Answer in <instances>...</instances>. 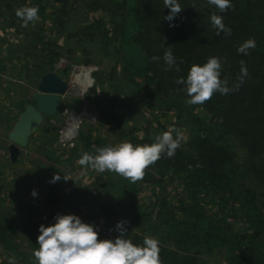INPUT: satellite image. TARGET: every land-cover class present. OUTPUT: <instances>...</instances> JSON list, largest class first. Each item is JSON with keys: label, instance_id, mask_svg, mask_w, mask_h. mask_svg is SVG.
I'll use <instances>...</instances> for the list:
<instances>
[{"label": "trees", "instance_id": "16d2710c", "mask_svg": "<svg viewBox=\"0 0 264 264\" xmlns=\"http://www.w3.org/2000/svg\"><path fill=\"white\" fill-rule=\"evenodd\" d=\"M26 1L30 7L38 6L40 22L37 23L45 25L46 0ZM58 2L61 8L55 21L61 31L68 0ZM10 3L5 6L9 8ZM178 3L183 11L171 21L175 26L167 32L166 39L154 33L159 37L154 48L150 28L153 30L156 23H163L164 13L166 16L170 12L164 8V0H94L87 4L86 16L110 13L115 19L111 20L112 25L116 30L119 27L123 78L150 96L156 94L177 116L184 113L191 125L192 138L174 156L163 153L157 162L144 169L143 178L135 183L109 171L113 178L105 187L114 193L116 203L101 201L98 195L89 198L82 194L78 206H86L93 216L102 219L101 229L94 226L100 240L114 241L120 235L116 225L124 221L125 239L134 245L142 246L146 236L157 239L161 264H206L203 257L220 254L226 264H264V0H230L232 7L223 13L208 0ZM150 4L153 10L146 7ZM213 12L222 16L225 26L231 29L230 35L223 32L216 35L217 29L210 22ZM102 19L84 28L82 36L93 40L98 29L94 26L101 25ZM34 36L37 44L42 45V52H46L44 65L50 71L60 55L58 46L47 40L43 27ZM250 38L255 40L256 47L249 49L247 55L238 53L237 49ZM169 47L175 58L171 69L164 61ZM154 56L159 60L153 61ZM210 57L220 59V79L227 81L231 91L224 95L216 92L203 104H181L180 101L185 102L189 97L184 85L176 81L186 79L192 65L203 66ZM241 61L248 73L242 84L238 79ZM3 71L0 59V73ZM24 105H15L17 116L24 111ZM194 107L203 110L208 122L194 114ZM121 135L134 146L155 142L148 136H137L134 129L121 130ZM97 147H106L102 138L80 133L70 153L73 156L92 153ZM235 148L244 150V161H238ZM166 183L176 190L172 197L165 194ZM145 184H151L154 189L150 206H158L155 221L152 217L155 206L153 212L144 214L148 205L142 209L138 200ZM44 185L47 189L44 203L48 209L43 213L54 224L56 212L66 199L55 182ZM210 209L214 214L208 213ZM71 210L74 214V209ZM74 215H80L83 221L89 219L80 211ZM143 222L145 230H142ZM35 236L34 230L16 223L0 208V247L11 257L21 264H35L28 250L25 253L17 248L21 238L27 241L31 238L32 246L37 248ZM1 264H8L7 260Z\"/></svg>", "mask_w": 264, "mask_h": 264}, {"label": "rangeland", "instance_id": "374dc122", "mask_svg": "<svg viewBox=\"0 0 264 264\" xmlns=\"http://www.w3.org/2000/svg\"><path fill=\"white\" fill-rule=\"evenodd\" d=\"M8 1H11L9 8L5 6ZM92 1L94 0H68V7L62 18L64 29L60 31L55 21L61 8L58 0H46L45 25L41 26V23H37L40 21L36 20L29 22L27 27L22 26L23 21L15 13L18 8L30 7L29 3L26 0H0V59L4 64V71L0 73V208L16 223L34 230L37 235L36 243L40 235L39 226L52 225V221L43 213L48 209L44 203L47 190L44 184L52 181L55 175L60 176L55 183L66 199L57 214H72L71 209H74V214L80 211L82 215H87L85 218H89L84 221L101 229L103 222L99 215L93 216L86 206L79 208V196L86 194L93 198V195H98L101 201L110 204L115 202L114 193L105 187L112 180V173H101L91 167L84 168L78 164L81 155L73 156L70 153L76 147L80 133L102 138L106 146L125 142L121 130L134 129L137 136H148L155 141V137L163 133L164 129H180L183 133L181 145L192 138L191 125L184 113L177 116L174 111L167 109V105L161 103L156 94L150 96L145 90L123 78L119 27L116 30L112 25L114 17L110 13L103 16L89 13L86 16L85 9ZM146 7L153 10L151 4ZM101 17L102 24L94 26L98 27L97 30L93 28V40L89 36H82L83 29L91 27ZM164 21L163 18V23H156L153 30L150 23L154 37L153 48L159 40V34L160 37L163 36V40L166 39L167 32L173 27L170 24L174 25L173 22ZM41 27L47 40L58 46L60 52L50 71L44 65L46 52H42V45L35 41L34 34ZM156 32L158 36L154 35ZM48 72L56 74L67 85L65 92L60 95L58 112L51 117H43L25 148H20L15 159L11 160L8 136L19 116L15 105L25 103L26 107L34 104L33 95L38 92L37 85ZM180 102L187 104L186 101ZM193 111L197 117L208 122L203 110L194 107ZM74 118L77 121L74 122ZM73 123L74 134L69 133L68 139L64 135ZM173 135L176 133L173 132ZM235 149L238 161H244V150ZM89 154L96 155V152ZM166 185L168 187L165 194L172 197L176 190L174 186ZM33 190L36 191V196L32 195ZM153 190L151 184L142 186L138 200L143 205L142 209L148 205L143 210L144 214L153 212V206L156 208V204L150 206ZM157 209L158 206L152 213L153 221L158 217ZM207 211L214 214V210ZM145 226L146 223L143 222L142 230H145ZM238 227L239 224L235 228ZM32 243L31 238L28 241L21 238L17 248L25 253L28 250L27 254L31 255L39 247L37 244L35 248ZM10 257L0 247V264L3 260L8 263ZM203 258L206 264H226L223 254ZM16 264L21 263L16 260Z\"/></svg>", "mask_w": 264, "mask_h": 264}, {"label": "clouds", "instance_id": "9594fccd", "mask_svg": "<svg viewBox=\"0 0 264 264\" xmlns=\"http://www.w3.org/2000/svg\"><path fill=\"white\" fill-rule=\"evenodd\" d=\"M221 13L232 7L230 0H208ZM165 8L170 9L166 21H173L183 11L178 0H164ZM38 6L21 7L16 10V16L20 18L23 27L29 22L39 19ZM213 28L217 29L216 35L221 32L225 35L231 34V29L223 23V18L213 12L210 16ZM170 26H175L170 24ZM254 39L246 40L238 49V53L247 55L248 50L255 48ZM153 61L159 57H152ZM164 61L168 69L175 65V58L171 48L164 53ZM179 71V68H176ZM221 61L217 57H210L203 65H192L187 78H180L176 82L184 85L189 99V105L203 104L210 100L214 93L221 95L228 94L231 89L227 87V81L220 79ZM241 75L238 78L240 83L247 76V67L241 61ZM239 88V84L235 86ZM173 132L176 133L175 137ZM183 133L180 129L165 131L155 137L152 144L133 145L130 142H121L116 146L97 147L96 155L84 152L78 164L84 168L91 167L98 172L111 171L121 175L130 182L135 183L144 176V169L157 162L163 153L168 157L174 156L176 150L181 146ZM60 179L55 175L50 182ZM66 179V178H65ZM33 196L37 193L32 192ZM55 223L45 227L39 226L40 235L37 237L39 247L33 251L35 264H161L159 259V241L155 238L145 237L142 246H137L131 240L125 239L126 229L124 222L116 225L120 235L112 239H98V232L94 225L82 222L79 216L74 214H57L54 217ZM8 264H16L15 257H10Z\"/></svg>", "mask_w": 264, "mask_h": 264}, {"label": "water", "instance_id": "95a60500", "mask_svg": "<svg viewBox=\"0 0 264 264\" xmlns=\"http://www.w3.org/2000/svg\"><path fill=\"white\" fill-rule=\"evenodd\" d=\"M66 83L52 72L43 75L33 95L34 104H29L14 123L8 139L11 143L9 154L14 160L20 148H25L29 137L37 130L43 117L56 114L60 105V95L66 90Z\"/></svg>", "mask_w": 264, "mask_h": 264}, {"label": "bare ground", "instance_id": "6f19581e", "mask_svg": "<svg viewBox=\"0 0 264 264\" xmlns=\"http://www.w3.org/2000/svg\"><path fill=\"white\" fill-rule=\"evenodd\" d=\"M83 79H84V78H83ZM79 118H80V117H79ZM73 121L75 122V121H77V119L74 118ZM74 129H75V123L72 124L71 128H69V129L67 128V129H66V132H65V135H64V136H65L66 138L69 139V137H68V136H69V133H70L71 135H73V134H74Z\"/></svg>", "mask_w": 264, "mask_h": 264}]
</instances>
